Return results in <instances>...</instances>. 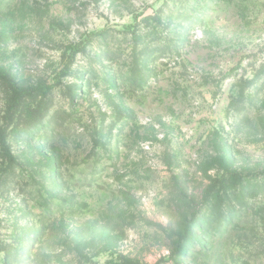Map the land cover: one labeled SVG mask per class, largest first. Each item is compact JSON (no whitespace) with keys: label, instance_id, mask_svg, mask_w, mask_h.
Here are the masks:
<instances>
[{"label":"rangeland","instance_id":"obj_1","mask_svg":"<svg viewBox=\"0 0 264 264\" xmlns=\"http://www.w3.org/2000/svg\"><path fill=\"white\" fill-rule=\"evenodd\" d=\"M0 70L9 264H264V0H0Z\"/></svg>","mask_w":264,"mask_h":264},{"label":"trees","instance_id":"obj_2","mask_svg":"<svg viewBox=\"0 0 264 264\" xmlns=\"http://www.w3.org/2000/svg\"><path fill=\"white\" fill-rule=\"evenodd\" d=\"M77 50H78V47H74L73 52H76ZM5 76H7V74L5 72H3L2 70H0V78H5ZM51 87H52L51 85L41 84V85H38V86L32 87V88H24V87H20L19 85H17L14 82H11L10 83V89H11V92L14 94L12 110H13V108H16L17 106H19L21 104V101H22L23 98L34 97L37 94L38 95H45V94L48 93V91H49V89ZM11 114L12 113L9 114V120H8L9 122H12V120H13V118L11 117ZM5 135H6V133L3 134L2 139L0 140V147L4 150V152L6 153V156L8 158L12 159L13 156H12V154H10V149H9V146L7 145V143H6ZM190 231L191 230L188 227L186 229V231L184 232V234L182 235L181 239L183 240V239L187 238L189 236V234H190ZM180 250H181V245L178 246V251H180ZM2 251L6 252V257H8V260H6V261H8L7 263L9 264V261H10L11 257H10L9 251L7 250V246L4 243H0V253ZM171 257L174 260L176 258L174 254H172ZM177 264H179V263H177Z\"/></svg>","mask_w":264,"mask_h":264}]
</instances>
